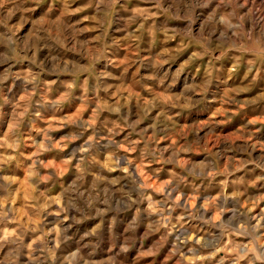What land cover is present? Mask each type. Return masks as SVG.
I'll use <instances>...</instances> for the list:
<instances>
[{
  "label": "clouds",
  "instance_id": "9594fccd",
  "mask_svg": "<svg viewBox=\"0 0 264 264\" xmlns=\"http://www.w3.org/2000/svg\"><path fill=\"white\" fill-rule=\"evenodd\" d=\"M68 2L64 0L65 13ZM143 2L151 7L129 9L128 0H90L75 11L94 9L95 14L86 18L97 20L105 35L115 14V30L127 32L125 39L137 47L144 31L154 32L156 19L182 21L175 25L180 31L174 35L186 42L176 51L190 44L199 46V50L191 52L189 60L171 77V83L163 66L174 54L167 53V59L149 60L144 68L150 74L133 77L130 85L122 83L115 102L110 103L99 94L100 77L111 76L93 68L99 56L89 54L87 63L62 59L53 44L56 41L67 48V38L62 39L55 27L60 18L45 25L29 15L35 11L30 5L38 7L43 0H0V65L8 64L0 74V128L4 131L0 136V173L16 159L17 153L24 155L19 150L31 135L25 120L33 106L37 119H43L42 109L70 113L54 116L45 121L46 127L35 129L40 139L31 138L34 151L20 161L22 167L26 165V175L18 189L12 187L15 180L0 174V264H57V250L73 240L72 226L85 221L92 223L81 234L78 251L82 258L75 264H104L105 260L111 264H134L135 256L130 254L143 246L144 239L158 236L154 246L140 253L155 256L168 246L169 237L176 232L180 234L171 243L167 257L173 264H264V209L258 215L250 211L260 206L264 195L247 196V189L241 190L243 177L231 179L249 163L264 173V155L259 161L236 162L230 158L228 164L220 166L222 155L235 149L227 146L213 151L207 137L189 140L190 129L177 119L203 102L210 84V78L203 85L181 81L180 72L189 61L212 56V37L217 33L229 35L220 47L249 57V72L264 67V0ZM121 10L130 14L125 16ZM14 18L18 23H13ZM149 22L151 26L146 28ZM170 27L165 22L162 30ZM22 28L29 29L27 35L21 33ZM164 34L166 38L169 35L168 31ZM95 39L102 42L100 36ZM79 46L87 49V42ZM76 48L73 44L72 50ZM37 52H42L44 59L38 61ZM25 60L30 62L26 72L11 71L12 62ZM137 62L143 63L126 59L125 71ZM32 65L38 70H33ZM45 69L50 76L71 77L62 81L63 87L55 98H50V93L58 81L42 80ZM13 76L22 81L24 88L23 96L15 103L3 95L4 83ZM93 77L97 83L90 84ZM141 80L145 83H139ZM111 87L110 82H103L105 93ZM260 100H264V92L246 103L252 106ZM227 102L237 103L234 99ZM5 104L11 105L10 111H5ZM89 108L91 114L85 118ZM104 113L107 116L102 118ZM61 129L65 130L64 135L57 140L52 133ZM162 141L170 142L162 145ZM239 150L248 152L247 147ZM45 153L50 157L41 159ZM69 171L77 179L71 193L63 192L53 198L47 187L42 189V185L70 182L71 178L62 180ZM162 173H167V177H162ZM219 177L223 179L218 181V194L201 191L206 182L211 185ZM259 180H264V175L257 176L249 186L255 187ZM230 186L233 191L228 193ZM242 197H247L246 206ZM18 199L19 208L15 206ZM229 201L232 207L227 206ZM177 209L180 215L173 223L172 214ZM228 213L231 216L226 217ZM49 216L57 219L46 229L44 221ZM69 220L71 224L66 223ZM188 221L201 222L207 231L192 228ZM240 237L247 238V242L237 239ZM105 245L104 258L88 256L90 250L98 253Z\"/></svg>",
  "mask_w": 264,
  "mask_h": 264
},
{
  "label": "rangeland",
  "instance_id": "374dc122",
  "mask_svg": "<svg viewBox=\"0 0 264 264\" xmlns=\"http://www.w3.org/2000/svg\"><path fill=\"white\" fill-rule=\"evenodd\" d=\"M123 2V0H122ZM90 0H69L67 5V12L65 13L64 0H43L38 7L35 4L30 6L35 9L34 12L29 13L33 19L41 20L42 24H47L49 21H55L59 17L58 24L55 26L56 30L62 33V39L67 44V48L61 47L60 43L53 41V44L59 52L62 53V59L65 60H83L85 63L88 62L87 56H99V59L93 65V68L97 71H104L111 73V76L102 75L100 77L101 88L100 95L110 103L115 102V97L118 93L120 85L133 84V77L147 76L150 72H146L144 65L148 64L149 60L155 61L157 58L167 59V53L174 54V58L170 60L169 64L163 66V70L168 72L170 77L169 83H171V77L181 69V65L185 61L189 60L191 52L193 50H199L197 45H189L188 48H184L182 51H176L181 48V45L186 41L182 40L180 36L174 35V33L180 31L175 25L181 24L182 21L172 20L169 17H160L155 20L156 28L152 34L147 31L143 32L142 39L139 41V46L136 43H132L131 46L129 41L125 39L127 32L115 30L116 15L112 16V25L107 28L106 35L104 30L98 25L97 20L87 19L86 17L93 16L94 9L88 8L81 12H76L75 9L83 8L86 4H89ZM259 3V0H258ZM127 7L129 9L134 7H151L146 4L143 0H128ZM123 13V10H121ZM65 13L64 15H61ZM125 16L130 13H123ZM171 26L165 28V25ZM13 23H18L16 18L13 19ZM152 22L145 25L146 28L151 26ZM121 27H125L121 24ZM135 27V26H133ZM21 33L27 35L28 28L20 29ZM164 31H168L169 35L166 38ZM102 37V42L96 40V37ZM229 35L225 32H219L212 37L214 46L212 56L205 57L203 60L189 61L187 65L180 72L179 79L181 81H188L191 83L201 84L205 83L206 78H210V84L204 93L203 102L194 110L187 111L182 114V119L185 125L190 129L187 133L188 139H194L199 136L201 138L207 137L209 140V147L213 151H222L225 147L231 146L234 151H229L225 155H222L218 161L220 166L228 164L230 158H234L236 162L241 160H257L261 155H264V100L258 101L252 106H248L246 102L253 101L256 99L259 93L264 92V67L258 66L252 72L248 71L247 60L249 57L240 56L239 53L227 51L220 47L221 42L226 41ZM115 41V42H114ZM87 42V49L80 47L79 45ZM118 42V43H117ZM73 44L77 45L76 50H72ZM106 46V47H105ZM0 51H3V47L0 46ZM37 60L44 59L42 52L36 53ZM142 60L143 63H134L127 67L123 63L125 60ZM211 61V63H209ZM14 63L11 71L13 73L26 72L30 62L25 60L20 63ZM8 64L0 65V74L4 73L5 68ZM33 70L36 69L35 65H32ZM139 70V72H138ZM259 71V76H257ZM114 78V79H113ZM42 80H57L58 83L52 86L50 98H55L58 95V89H62V81L70 80L71 77L64 76H50L48 71L45 69L41 73ZM103 82H110L112 87L108 93L103 90ZM97 83L95 77L90 80V84ZM139 83H145L144 80ZM24 94V88L22 81L16 79L14 76L10 77L3 85V95L8 97L12 103L19 100ZM234 99L237 103H228L227 101ZM94 107V105H93ZM68 108V105H65ZM5 111L11 110V105H4ZM225 109L228 111L226 112ZM91 108L85 112V118L91 114ZM35 106L30 110L29 119L25 120L27 125V131L30 132V136L27 138L25 144L21 145L20 152L24 155L21 156L19 153L16 155V159L13 160L4 169V175H8L16 182L13 184V189H18L25 180L26 165L23 167L20 161H24L31 154L34 149L31 145V138L35 137L40 139V136L35 131L36 128L46 127L45 121L52 119L54 116L70 113H57L55 111L41 110L43 119H37L34 116ZM72 111H75L73 109ZM107 113L102 114V118L106 117ZM29 120L32 122L30 123ZM22 131L25 129L22 128ZM65 130L53 132L52 135L57 140L64 135ZM4 135V131L0 128V136ZM123 135V134H122ZM170 141H162V145L169 143ZM253 144H259L261 147L255 149L250 146ZM247 147L248 152H242L239 149ZM249 152L251 155H249ZM50 157V154L45 153L41 159ZM194 159H201L202 157H195ZM113 175H119L114 173ZM162 177L166 178L167 173H162ZM264 173L260 169L256 168L254 164L249 163L242 172H237L231 177L232 180L243 177L244 184L241 186L243 191L247 189V196L264 195V180L256 182L255 187H250L251 181L256 180L257 176H262ZM71 178V180H70ZM223 179L219 177L217 182H213L209 185L207 182L201 188V191L206 195H216L220 192L218 181ZM63 181H69L67 183H56L55 185H42V189L47 187L49 189V195L55 198L57 195L63 192L71 193L77 186V179L73 178L72 171H69L62 177ZM199 183V181H197ZM233 188L230 186L227 189L228 193H231ZM247 204V197H242ZM200 202L198 201L197 204ZM16 207L21 206V201H16ZM227 206L232 207L231 201L227 202ZM264 209V201L260 203L259 207L250 209L252 215H258L261 210ZM131 215V214H128ZM146 215V212H145ZM173 223H176V217L180 215V210L177 209L173 214ZM231 216V213L226 214ZM56 217L49 216L45 221V227L51 228L53 223L56 221ZM143 220V217L141 218ZM156 219V217H153ZM67 224H71V221H67ZM90 221H85L82 224L72 226L73 240L68 244H62L56 252L58 258L57 264H75L78 262L82 255L78 251L81 247L80 237L81 234L89 229L91 226ZM192 228H204L206 227L199 221H188L187 222ZM254 223V221H253ZM163 231V229H161ZM180 233L176 232L173 236L169 237L168 246L161 248L155 256H143L140 253L147 251L151 246H154L158 236L151 237L150 239H144L142 247L138 248L136 252L130 254L135 256L134 264H173L172 260H167L168 255L171 252V243L175 240V237ZM51 239V238H49ZM238 240L247 242V238L240 237ZM87 244V242H85ZM75 245V247H74ZM102 247L97 253L95 250H90L88 256L104 258L106 256V249ZM2 255V254H0ZM39 255V252L36 253ZM104 264H111V261L105 260Z\"/></svg>",
  "mask_w": 264,
  "mask_h": 264
}]
</instances>
